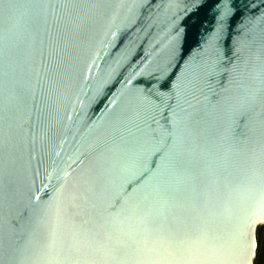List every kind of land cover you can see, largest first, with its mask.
Wrapping results in <instances>:
<instances>
[{
	"label": "water",
	"instance_id": "1",
	"mask_svg": "<svg viewBox=\"0 0 264 264\" xmlns=\"http://www.w3.org/2000/svg\"><path fill=\"white\" fill-rule=\"evenodd\" d=\"M264 0H0V264H254Z\"/></svg>",
	"mask_w": 264,
	"mask_h": 264
},
{
	"label": "trees",
	"instance_id": "2",
	"mask_svg": "<svg viewBox=\"0 0 264 264\" xmlns=\"http://www.w3.org/2000/svg\"><path fill=\"white\" fill-rule=\"evenodd\" d=\"M258 252L254 264H264V226L258 229Z\"/></svg>",
	"mask_w": 264,
	"mask_h": 264
}]
</instances>
